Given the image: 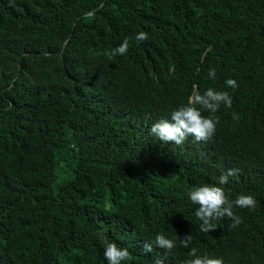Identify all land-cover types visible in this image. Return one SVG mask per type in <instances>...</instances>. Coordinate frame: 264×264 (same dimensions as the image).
<instances>
[{
    "label": "trees",
    "instance_id": "trees-1",
    "mask_svg": "<svg viewBox=\"0 0 264 264\" xmlns=\"http://www.w3.org/2000/svg\"><path fill=\"white\" fill-rule=\"evenodd\" d=\"M194 88L232 98L201 110L212 139L149 135ZM202 185L256 207L201 232L187 192ZM158 233L171 252L143 250ZM106 241L129 251L122 264H185L192 248L264 264V0H0V264H107Z\"/></svg>",
    "mask_w": 264,
    "mask_h": 264
},
{
    "label": "clouds",
    "instance_id": "clouds-1",
    "mask_svg": "<svg viewBox=\"0 0 264 264\" xmlns=\"http://www.w3.org/2000/svg\"><path fill=\"white\" fill-rule=\"evenodd\" d=\"M137 42L148 39V34L141 31L135 37ZM129 48V41L125 39L118 47L111 50L110 58L116 55H125ZM210 79H215V70H210ZM225 86L232 89L238 88L235 79H227ZM221 105L225 108H231L232 98L227 91H218L208 88L202 93L198 88H194L186 103L171 111L167 118H160L153 122L149 128V135L158 139L162 143H171L176 146L183 145L184 142L192 137L193 142H208L216 132V125L219 122L214 116L206 117L202 115L201 110L209 113L217 112ZM232 119L238 121L240 116L233 113ZM236 169H228L218 177V184L224 185L229 181V177L237 174ZM189 201L196 205L194 215L201 222L200 231L209 233L217 228L215 221L224 217L231 219L230 227L236 228L242 223L241 217L235 214L234 207L253 210L257 201L252 195L240 194L234 200H229L223 187L217 185L195 186L187 192ZM180 246L189 248L192 242L190 234L176 238ZM165 251L171 252L176 247V241L167 238L163 233H158L155 239L145 242L143 250L152 252L153 246ZM189 255L192 257L185 261V264H224L223 258H213L208 255L198 256L197 250L192 248ZM103 256L107 264H122L130 259V253L126 248L118 247L114 242H105ZM154 264H163V261L157 259Z\"/></svg>",
    "mask_w": 264,
    "mask_h": 264
},
{
    "label": "water",
    "instance_id": "water-1",
    "mask_svg": "<svg viewBox=\"0 0 264 264\" xmlns=\"http://www.w3.org/2000/svg\"><path fill=\"white\" fill-rule=\"evenodd\" d=\"M100 6L96 7L94 10L90 11V12H87V13H84L82 16H90L93 14L94 11H96Z\"/></svg>",
    "mask_w": 264,
    "mask_h": 264
},
{
    "label": "rangeland",
    "instance_id": "rangeland-1",
    "mask_svg": "<svg viewBox=\"0 0 264 264\" xmlns=\"http://www.w3.org/2000/svg\"><path fill=\"white\" fill-rule=\"evenodd\" d=\"M59 183L58 179L55 180L54 182V187H56V185Z\"/></svg>",
    "mask_w": 264,
    "mask_h": 264
}]
</instances>
